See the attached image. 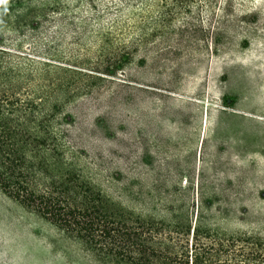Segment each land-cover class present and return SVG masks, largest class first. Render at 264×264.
I'll return each mask as SVG.
<instances>
[{"label":"rangeland","instance_id":"1","mask_svg":"<svg viewBox=\"0 0 264 264\" xmlns=\"http://www.w3.org/2000/svg\"><path fill=\"white\" fill-rule=\"evenodd\" d=\"M0 68L115 206L264 240V0H0ZM0 264L108 263L0 190Z\"/></svg>","mask_w":264,"mask_h":264},{"label":"trees","instance_id":"2","mask_svg":"<svg viewBox=\"0 0 264 264\" xmlns=\"http://www.w3.org/2000/svg\"><path fill=\"white\" fill-rule=\"evenodd\" d=\"M0 68V190L108 264H264V240L217 230L192 241L178 228L115 206L73 163L58 137L19 105ZM10 88H9V87ZM32 111V112H31ZM34 125V127H32Z\"/></svg>","mask_w":264,"mask_h":264}]
</instances>
